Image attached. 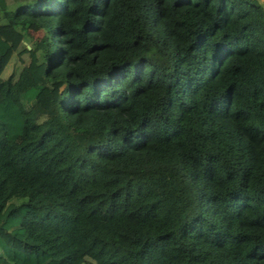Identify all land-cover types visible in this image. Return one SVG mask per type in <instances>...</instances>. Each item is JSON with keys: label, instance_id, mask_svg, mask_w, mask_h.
I'll return each mask as SVG.
<instances>
[{"label": "trees", "instance_id": "obj_1", "mask_svg": "<svg viewBox=\"0 0 264 264\" xmlns=\"http://www.w3.org/2000/svg\"><path fill=\"white\" fill-rule=\"evenodd\" d=\"M13 6L0 264H264L261 2Z\"/></svg>", "mask_w": 264, "mask_h": 264}, {"label": "rangeland", "instance_id": "obj_2", "mask_svg": "<svg viewBox=\"0 0 264 264\" xmlns=\"http://www.w3.org/2000/svg\"><path fill=\"white\" fill-rule=\"evenodd\" d=\"M22 1V0H6V2L11 5V8H13L17 2ZM262 4V3H261ZM263 5V4H262ZM29 32L31 33V35L33 36H39V34L41 33L40 29L36 28L34 25H29ZM26 56L24 53H20L19 56H17V54L13 53L11 58L9 59V61L7 62V64L5 65L4 69L1 72V76H6L9 73H16L21 65L23 64V62L25 61ZM37 88H29L27 90V93H22L21 94V100L25 105H28L29 103H31L32 98H33V93L36 91Z\"/></svg>", "mask_w": 264, "mask_h": 264}, {"label": "crops", "instance_id": "obj_3", "mask_svg": "<svg viewBox=\"0 0 264 264\" xmlns=\"http://www.w3.org/2000/svg\"><path fill=\"white\" fill-rule=\"evenodd\" d=\"M262 4H263V6H264V0H259Z\"/></svg>", "mask_w": 264, "mask_h": 264}, {"label": "water", "instance_id": "obj_4", "mask_svg": "<svg viewBox=\"0 0 264 264\" xmlns=\"http://www.w3.org/2000/svg\"><path fill=\"white\" fill-rule=\"evenodd\" d=\"M26 46L28 47V44H26Z\"/></svg>", "mask_w": 264, "mask_h": 264}]
</instances>
